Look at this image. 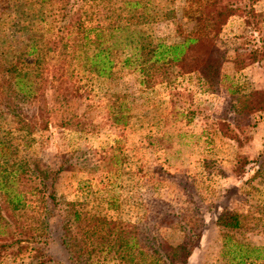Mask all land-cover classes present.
I'll use <instances>...</instances> for the list:
<instances>
[{"label": "trees", "instance_id": "obj_1", "mask_svg": "<svg viewBox=\"0 0 264 264\" xmlns=\"http://www.w3.org/2000/svg\"><path fill=\"white\" fill-rule=\"evenodd\" d=\"M258 1L0 0V250L29 249L33 264H59L47 248L50 223L57 220L70 264H188L204 224L194 217L196 212L185 215L167 205L152 224L147 217L137 225L103 211L106 204L121 214L113 177L124 174L122 134L105 157L106 174L98 181L104 191L100 207L58 194L64 174L81 168L78 158L61 153L47 162H30L19 151L30 148L33 135L49 131L53 106L85 92L89 75L114 81L124 73L134 75L139 96L146 100L179 76L196 78L205 90H218L225 64L235 63L220 45V33L232 17L253 15ZM159 23L172 25L174 37L156 35L153 28ZM246 50L235 51L245 65L264 59V34ZM229 92L232 121H219L217 129L243 147L250 139L248 120L264 117V89ZM130 96L117 93L109 105L120 131L135 116L131 111L137 97ZM76 121L73 113L56 126L67 128ZM253 162L258 160L237 154L234 173L241 175ZM263 171L264 164L258 165L250 180L263 178ZM27 195L37 198L36 206H26ZM140 204L149 211L146 203ZM216 224L229 238L246 226L240 213L227 209Z\"/></svg>", "mask_w": 264, "mask_h": 264}, {"label": "rangeland", "instance_id": "obj_2", "mask_svg": "<svg viewBox=\"0 0 264 264\" xmlns=\"http://www.w3.org/2000/svg\"><path fill=\"white\" fill-rule=\"evenodd\" d=\"M254 10L253 15L232 17L220 33L219 43L230 58L235 57V63L231 58L225 64L218 90H205L196 78L179 76L170 86L157 87L156 96L146 100L139 96L134 75L124 73L116 81L89 75L85 92L61 107L53 106L49 131L33 135L30 148L21 146L19 155L30 162L35 158L47 162L61 153L78 158L81 168L64 174L57 184L58 194L67 201L98 206L104 197L98 181L106 174L105 157L116 136L122 134L124 174L113 177V188L122 199L121 214L106 209V204H102L103 211L137 225L145 224L147 217L152 224L156 212L167 205L185 215L196 212L194 217L204 224L188 264H264V176L250 180L258 165L264 164V117L248 120L250 139L243 147L223 136L216 125L224 119L232 121L230 89L238 93L264 89V59L245 65L235 52L245 53L264 34V0L255 3ZM153 30L158 36L174 37L172 25L159 23ZM123 92L137 99L131 111L135 116L120 131L110 118L109 105L115 94ZM73 113L78 114L77 123L67 128L56 126L60 118ZM237 154L258 162L248 164L238 176L233 171ZM36 199L27 195L26 206H36ZM225 209L240 213L246 225L233 232L232 238L216 224ZM2 213H6L4 208ZM49 230L51 259L70 264L61 244L59 222L52 220ZM16 251L17 247L0 250V264L34 263L29 249Z\"/></svg>", "mask_w": 264, "mask_h": 264}]
</instances>
